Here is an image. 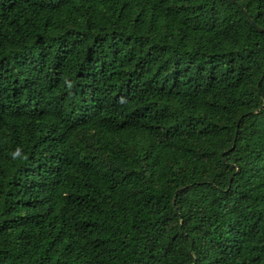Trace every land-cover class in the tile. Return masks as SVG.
I'll return each mask as SVG.
<instances>
[{
	"label": "trees",
	"instance_id": "16d2710c",
	"mask_svg": "<svg viewBox=\"0 0 264 264\" xmlns=\"http://www.w3.org/2000/svg\"><path fill=\"white\" fill-rule=\"evenodd\" d=\"M0 264H264V0H0Z\"/></svg>",
	"mask_w": 264,
	"mask_h": 264
},
{
	"label": "water",
	"instance_id": "95a60500",
	"mask_svg": "<svg viewBox=\"0 0 264 264\" xmlns=\"http://www.w3.org/2000/svg\"><path fill=\"white\" fill-rule=\"evenodd\" d=\"M247 17H248V19H249V21H250V24H251L254 28L261 29V28H259V26H258L254 21H252V20L249 18L248 15H247Z\"/></svg>",
	"mask_w": 264,
	"mask_h": 264
}]
</instances>
